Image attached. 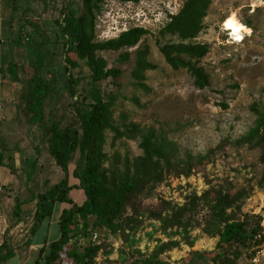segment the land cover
<instances>
[{"label":"rangeland","instance_id":"obj_1","mask_svg":"<svg viewBox=\"0 0 264 264\" xmlns=\"http://www.w3.org/2000/svg\"><path fill=\"white\" fill-rule=\"evenodd\" d=\"M8 1L11 8L3 12L6 28L3 33L0 31V50L5 58L4 63H0V80L2 86L9 88L10 101L6 106L13 113L11 124L8 121L13 127L9 129V132L12 131L10 134H6L7 130L0 131V149L5 146L7 150L3 154L4 163L11 168L3 166L6 174H10L18 185L21 182L22 187L13 194L0 184V243H8L16 254L15 259L5 264H36L47 233L51 239H56L59 218L56 214L50 225L45 224L34 238V248L26 249L17 241L30 234L37 206H24L18 220L13 214L16 199L31 201L33 196L52 189L60 178L52 174L53 159L48 145L43 142L39 125H26L22 94L27 89L26 82L35 77L34 67L39 77L53 78L45 108L47 116L52 113L59 119L69 114L71 98L64 63V43L67 39L61 29L68 0ZM186 1L138 0L135 3H120L107 0L97 18L96 34L100 42L117 39L134 28H144L150 32L136 48L99 54L107 61L109 69L121 70L117 79L110 78L102 85L104 92L116 96L115 124L124 127L136 123L145 128H154L175 145L181 159H185L187 154L198 157L216 151L209 162L190 177H169L152 198L143 202V208L160 209L162 201L182 206L192 193L200 197L215 186L232 194L245 190L249 196L242 203V214L261 215L264 220V149L237 144L255 127L258 117L254 109L264 112V0H210L204 30L194 41L210 47L209 54L199 65L209 75L210 86L205 90L197 89L195 79L186 69L174 70L168 65L160 51L163 45L177 41L170 36L161 37L160 31L171 16L181 11ZM80 6V0H72L69 15L75 21ZM231 17L250 30L244 33L241 41H235L224 28L225 21ZM138 50H147V60L155 67L145 74V88L139 87L133 77ZM124 52L131 53L130 60L125 63L120 61ZM12 64L17 66L20 83L11 81L10 71L5 74L1 72V68L7 70ZM75 74L85 85L90 80L89 69L83 63ZM113 138L114 134L107 135L105 147V152L111 158L116 154L122 159L142 155L140 140L123 139L114 143ZM18 147L24 150L20 154L29 171L36 168L39 171L42 169L39 166L44 167V174L47 178L49 176L47 186L38 181L32 185V189H26V169L17 170L14 164L13 157ZM78 159L79 154H76L70 163V185L78 184L73 177ZM57 168L64 178L62 169ZM71 198L79 205L85 200L83 192L79 190L72 191ZM207 218V208H200L196 221L204 226ZM144 222L143 229L133 236L136 241L133 246L124 242L120 235L105 230L95 233L98 241L92 240L93 244L104 246L95 264H131L132 258L138 257L136 251L148 255L153 253L158 241L182 239L173 235L176 229L164 234L160 230V223L148 219H144ZM190 236L196 240L193 248L182 243L162 258L171 264H228L213 262L207 256L216 250L218 238L204 234L203 227L193 229ZM259 248L253 246L248 251H242L238 260H234L231 253L228 257L232 263L229 264H246L251 253ZM193 252L201 253L206 258L194 263L191 260Z\"/></svg>","mask_w":264,"mask_h":264},{"label":"trees","instance_id":"obj_2","mask_svg":"<svg viewBox=\"0 0 264 264\" xmlns=\"http://www.w3.org/2000/svg\"><path fill=\"white\" fill-rule=\"evenodd\" d=\"M106 1L80 0L76 21L69 15L72 0H68L65 7L64 26L61 29L67 39L64 43V63L71 98L68 116L59 119L52 113L47 116L45 108L53 78L39 77L34 67L35 77L26 82L27 89L22 94L26 125H39L44 144L48 145L52 159L65 174L60 183L44 194L33 196L31 201L21 202L19 198L16 199L13 214L18 220L25 205L37 202L35 222L25 244L28 248L45 224L50 225L56 214L59 218V235L51 239L47 233L42 240L36 264H95L104 249L103 245L93 244L95 233L105 230L120 235L124 242L133 246L136 244L133 236L143 229L144 219L160 223V230L164 234L176 229L173 235L181 236L182 239L158 241L153 253L148 255L136 251L138 257H133L131 264H171L162 256L179 248L182 243L193 248L196 240L190 233L200 227L210 238H218L216 250L207 255L216 263H232L228 257L231 253L234 260H238L242 251H248L253 246L262 247L263 216L242 214V203L249 196L245 190L232 194L226 189L211 186L200 197L192 193L188 202L182 206L162 201L160 209L144 210L143 202L152 198L158 187L169 177H190L206 165L216 151L198 157L187 154L185 159H181L175 145L154 128H145L136 123L124 127L115 124L116 96L104 92L102 85L110 78L117 79L121 70L109 69L107 61L99 54L136 48L150 32L144 28H134L117 39L98 41L97 18ZM115 1L135 3L138 0ZM210 5V0H187L181 11L171 16L160 31L161 37L170 36L177 40L160 47L165 61L174 70L186 69L195 79V86L199 90L210 86L209 75L199 66L209 54L210 47L194 41L204 30ZM58 24L61 25L60 22ZM147 56V50H138L133 71L134 79L142 88H145L146 72L155 69L148 62ZM130 58L131 53L124 52L120 61L125 63ZM81 63L90 72V80L86 85L75 74ZM16 69V64H12L7 70L2 68L1 72L5 74L10 71L11 81L20 83ZM254 112L258 117L255 127L237 144L264 149V112L258 109H254ZM66 121L68 123L64 124ZM109 133L114 134V143L123 139L140 140L142 155L134 159H122L116 154L111 158L105 152ZM76 154H79V159L73 177L78 184L70 185V163ZM0 165H6L2 153ZM74 190L84 194L85 200L80 205L71 198ZM62 205L65 208L61 211ZM200 208H207L208 212L204 226L196 221ZM4 251L7 253L4 254ZM254 253H251L250 258ZM191 256L194 263L205 257L198 252H193ZM15 257V250L9 248L7 243L0 246V264Z\"/></svg>","mask_w":264,"mask_h":264},{"label":"crops","instance_id":"obj_3","mask_svg":"<svg viewBox=\"0 0 264 264\" xmlns=\"http://www.w3.org/2000/svg\"><path fill=\"white\" fill-rule=\"evenodd\" d=\"M11 2H9L8 0H0V31L3 33L5 31V24L6 20H4V15L3 12L10 9L11 8ZM1 41V40H0ZM2 42V41H1ZM0 42V43H1ZM4 56H3V51L0 50V63H2L4 61ZM4 63V62H3ZM2 69V68H1ZM5 83H7L5 81ZM3 88V89H2ZM0 131H5L7 130L6 134H10L12 133V131L9 132V129L11 130V128L13 126H10L11 124V118H13V113L7 108L6 105L9 104L10 98L8 97V93H7V89L8 86H2V81L0 80ZM9 110V111H8ZM10 120V124L9 121ZM19 149L16 148V153L14 155V164L16 165L17 170L19 169H26V175H27V180H26V189H32V185L36 184L38 181H42L44 186H47L48 180H49V176L47 178V175L44 174V167L39 166L40 168H42L41 170L38 171V169H34V170H30L29 171V167H27V165L24 163V160H22V153L20 154V152L24 151L22 148L18 147ZM7 150L5 148V146H3L0 149V153L4 154L6 153ZM37 158V157H36ZM19 159V160H18ZM53 162H51V166L52 168V174L57 175L60 178V181L63 179L62 175L59 174L57 165L55 163L54 160H52ZM44 166V165H43ZM56 167V168H55ZM12 174V173H11ZM10 175V174H9ZM8 174H6L5 168L3 166L0 165V184L4 187H6L7 190H10V193L15 194L17 191L21 190L22 187V183L20 182V184L18 185V182L12 177L9 176ZM13 175V174H12ZM44 179V180H42ZM60 183V182H59ZM37 202L34 201L33 203H30V205H25V206H32V205H36ZM65 208V206H61V208ZM49 231V228H48ZM5 234V233H4ZM59 234H57L58 237ZM30 234L27 236V234H25L24 237H22L20 240H18L17 242L21 243L22 245L25 246V244L27 243L28 239H29ZM16 241V240H15ZM4 243V242H3ZM2 243H0L1 246ZM7 246L10 248V246L7 243ZM26 249H28V247L25 246ZM31 249L34 248V243L31 245L30 247ZM29 253H30V249H29ZM12 261V260H11Z\"/></svg>","mask_w":264,"mask_h":264},{"label":"bare ground","instance_id":"obj_4","mask_svg":"<svg viewBox=\"0 0 264 264\" xmlns=\"http://www.w3.org/2000/svg\"><path fill=\"white\" fill-rule=\"evenodd\" d=\"M224 28L235 38V41H241L244 38V33L250 32L243 24L238 22L234 17L227 19L224 23Z\"/></svg>","mask_w":264,"mask_h":264},{"label":"built area","instance_id":"obj_5","mask_svg":"<svg viewBox=\"0 0 264 264\" xmlns=\"http://www.w3.org/2000/svg\"><path fill=\"white\" fill-rule=\"evenodd\" d=\"M93 241H98L97 234H95ZM246 264H264V245L255 251L252 257L248 259Z\"/></svg>","mask_w":264,"mask_h":264}]
</instances>
